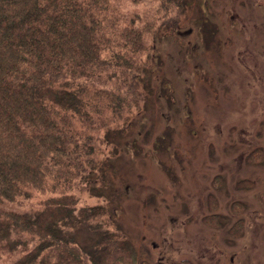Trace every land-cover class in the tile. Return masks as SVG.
I'll return each instance as SVG.
<instances>
[{"label": "rangeland", "instance_id": "rangeland-1", "mask_svg": "<svg viewBox=\"0 0 264 264\" xmlns=\"http://www.w3.org/2000/svg\"><path fill=\"white\" fill-rule=\"evenodd\" d=\"M109 6L120 25L153 24L135 54L144 97L129 112L105 103L97 185L76 191L98 213L63 233L90 250L119 232L128 264H264V0H180L168 17L160 0ZM46 196L4 207L33 211ZM9 236L0 264L36 243Z\"/></svg>", "mask_w": 264, "mask_h": 264}, {"label": "trees", "instance_id": "trees-1", "mask_svg": "<svg viewBox=\"0 0 264 264\" xmlns=\"http://www.w3.org/2000/svg\"><path fill=\"white\" fill-rule=\"evenodd\" d=\"M160 2L163 16L180 11V0ZM109 7V0H0V243L15 247L5 242L11 233L36 241L11 264L129 263L119 232L105 231L87 250L62 231L98 213L77 207L76 191L97 185L89 177L101 162L94 131L109 123L97 120L105 103L129 112L144 97L135 54L153 24L120 25ZM112 78L113 88L99 86ZM35 193L47 196L33 211L4 207Z\"/></svg>", "mask_w": 264, "mask_h": 264}]
</instances>
